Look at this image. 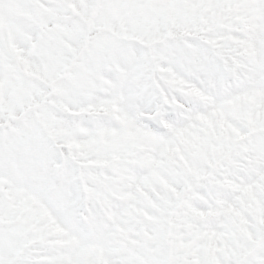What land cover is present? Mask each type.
<instances>
[{
    "label": "snow or ice",
    "instance_id": "snow-or-ice-1",
    "mask_svg": "<svg viewBox=\"0 0 264 264\" xmlns=\"http://www.w3.org/2000/svg\"><path fill=\"white\" fill-rule=\"evenodd\" d=\"M0 264H264V0H0Z\"/></svg>",
    "mask_w": 264,
    "mask_h": 264
}]
</instances>
